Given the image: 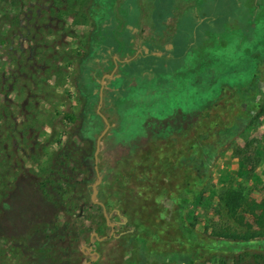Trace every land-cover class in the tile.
<instances>
[{
    "label": "rangeland",
    "instance_id": "374dc122",
    "mask_svg": "<svg viewBox=\"0 0 264 264\" xmlns=\"http://www.w3.org/2000/svg\"><path fill=\"white\" fill-rule=\"evenodd\" d=\"M120 1L121 7H128V15L124 16L118 8L112 13L125 18L127 25L136 22L144 31L154 23L161 26L167 22L169 34L173 32V46L169 47L172 53L129 57L127 68H115L122 77L104 78L101 102V76L91 82L85 75L98 51L113 48L112 36L117 28L112 15L111 21H106L109 26L101 49L92 44L81 18L67 17L60 36L50 34L48 38L54 42V50L49 49L48 56L56 55L54 64L61 69L57 72L53 67L50 76L44 69L45 59L40 60L41 51L37 53L38 42L21 28L6 32L3 29L5 35L0 33L4 38L0 43V74L9 77L0 90V103L4 99L10 101L18 127L32 123L33 118L30 144L17 146L28 169L27 176L42 175L52 167L56 178L60 168L67 169L61 155L72 151L74 157L75 148L88 144L69 176L70 183L76 178L92 185L96 171L91 156L105 126L97 113L100 105L99 112L109 126L97 152L101 177L97 185L102 183L106 192L113 190L117 170L134 152L174 145L183 149L177 152L179 159L174 166L194 172L193 192L181 202L178 191L165 194L160 190L156 198L163 210L164 225L157 230L158 238L151 236L153 241H137L124 233H116V238L110 239L111 230L100 234L92 223L99 214L87 199L68 213L62 204L46 200L33 178L30 177L31 182L19 181L20 193L9 197L8 212L5 207L0 211V264H20L19 255L6 250L9 245L5 238L12 241L26 233L32 222L47 220L59 224L64 219L71 230H81L80 237L87 235V241L80 239L77 246L83 255L81 261L77 262V255L69 254L68 264H129L134 256L135 264H264L253 257L264 251L261 239L236 245L225 242L232 240L220 235L241 233L248 226L258 228L255 215L264 210V101L261 109L249 110V116L243 113L253 98H264V0ZM1 9L2 6L0 16ZM206 17L211 19L202 22ZM134 33L138 40L144 34L138 29ZM136 45L140 46L139 41ZM133 74L139 76L135 78L136 86L130 85ZM153 74L163 75L160 86L151 84L145 88L146 78ZM34 75L42 82L36 84ZM89 89L96 92L93 99L86 95ZM224 99L229 106H224ZM29 104L34 107L28 109ZM205 113L211 117L217 114L214 121H222L221 124L202 132L200 123ZM69 114L73 117L68 118ZM19 137L18 134L13 138V146ZM189 139L196 142L187 153ZM91 140L94 149L88 151ZM165 154L156 155V165L167 159ZM171 165L168 160L166 166ZM144 175L145 171L136 182L142 183ZM47 187L55 192L51 184ZM228 189L240 192V205L232 211L223 200ZM23 194L26 196L21 198ZM145 217L142 215L143 220ZM38 237L41 235L31 233L30 243L40 242ZM50 255L40 254V263L49 264Z\"/></svg>",
    "mask_w": 264,
    "mask_h": 264
},
{
    "label": "trees",
    "instance_id": "16d2710c",
    "mask_svg": "<svg viewBox=\"0 0 264 264\" xmlns=\"http://www.w3.org/2000/svg\"><path fill=\"white\" fill-rule=\"evenodd\" d=\"M120 4V0H0V6H2L0 33L5 35L3 29H5L6 32L13 28H16V30H20L21 28L26 32L27 36L38 42L37 53H39L40 50V60L45 59L44 69L47 76H50L53 67L57 68V72L61 71V69L54 64L56 55L51 57L48 56L49 49H51L50 51L54 50V46H51V43L53 44L54 42L48 38L50 34H57L58 37L60 36L64 30V25L62 23H64L65 19L69 16H73L77 19L81 18L80 20H83L84 24L89 29L90 33L88 37L90 36V39L93 40L92 42L94 43L92 44L99 46L107 37L105 30L109 25L106 21H111L109 17L112 15V20L115 22L113 26L117 28V30L114 29V34L112 36L113 48H111L110 53L117 54L120 57L133 55L139 40V44H142L140 54L150 52L156 45V41H161L162 43L169 42V45L173 46V33H166L167 24L165 21L161 26L155 25L154 23L144 28V31H142L141 27H139L136 22L127 25L125 18L119 19L116 13H112L118 8L123 11L124 16L128 15V7H121ZM168 17H171V15ZM209 19L211 18L206 17L202 22ZM103 22L106 23L103 24ZM136 29L144 33L139 40L134 35ZM3 34H0V43L3 42L4 38L1 36ZM145 48L147 51H144ZM110 53L107 52L104 55L106 61L102 63L103 65L101 68H94L95 76L91 77V82H93L96 77L100 76L101 73L111 72L114 62ZM138 56L139 55L136 57ZM257 56L258 55H256V59L258 60ZM123 61L122 66L127 68L128 62L125 60ZM4 76L5 73L2 72L0 74V90L7 84L6 81L9 78ZM41 80L39 76L34 75L33 81H36V84L42 82ZM43 80H47V78ZM86 93L88 97L93 99L96 92L94 93L93 90L89 89ZM232 93L233 91L230 90L229 96H231ZM232 97L233 95L231 98ZM224 100V102H226L224 106H226V104L228 105V101H226V99ZM263 101L264 98L262 97H258V99L253 98L249 102L251 105L248 106L246 109L247 111L245 110L243 113L249 116V110L261 109V103ZM33 107L34 106L29 104L28 109ZM32 113L34 114V112ZM217 116V114L214 115L216 118ZM67 117L72 118L73 114H69ZM214 117H211L209 113L204 114V119L200 123L202 124L200 129L202 132L208 131V127L211 125L221 124L222 121H219L220 123L214 121ZM16 118L10 101L4 99L0 103V211L5 207L8 212V208L10 207L9 197L15 193H20L19 187L21 185L18 186L17 183L25 180L30 181L31 177L47 198L46 200L52 201L55 205L62 204L63 209L68 211V213L74 208L80 207L79 202L81 200L87 199L88 204L94 207V210L99 214L97 219H92V223L96 224L97 228L95 229L100 232V234L105 230L112 229L113 233L110 239L116 238V233H124V236L134 237L137 241H153L151 236L158 238L157 230L164 225L163 210L160 204L157 203L156 198L159 191L162 190L165 194H172L178 191L181 195V202L185 201L188 194L193 192L191 185L194 172L193 170L186 171L185 169H179L174 166L179 159L177 154L183 150L180 149L179 146L176 147L174 145H169V147L165 146L161 149L154 148L152 150L146 148L139 153L134 152L132 157L125 161V163L122 162L121 167L117 170L116 183L113 190H107L108 192H106V190L102 188V183L97 185L96 197L102 203L99 201L93 202L91 200L90 195L92 187L90 183L76 178H74V183H70L71 177L69 174L73 168L79 164V154L83 149H87L88 144L75 148L74 151L76 155L74 157L72 151L71 153L69 151L61 155L63 156L64 164H67V169H63V167L60 168V174L56 178H53L52 167H49L48 171L42 175L36 174L29 175L30 177H28V169L25 168L23 157L19 154L21 149L17 146L19 144H30L29 132L33 124V118L31 121L32 123L29 122L23 127H18L19 124ZM18 134L21 137L16 141L17 144L13 146V138ZM21 139L24 140L23 144L21 143ZM91 142L93 141L91 140ZM195 142V139L188 140V146L186 145L185 147L187 153L190 151L191 147L195 145ZM169 143L171 144V141H169ZM90 148L94 149V142L89 145L88 151ZM191 152H193V149ZM158 153H166L165 156L167 159L161 160L159 165H156V155ZM168 160L169 162L172 161V165L169 167L166 166ZM91 163L92 165L95 163L94 155L91 156ZM94 166L93 171H95ZM144 171L145 175L140 180L142 183L136 182L138 175L144 173ZM61 172L63 174H61ZM182 178L184 179L181 181ZM48 184L52 185V190H55V192L48 189ZM224 193L223 200L225 206L229 211L236 209L240 205V192L228 189ZM25 196L26 195L23 194L21 198ZM171 198L173 200L174 197ZM103 208L110 213L109 222L114 223L113 228L107 224L103 214ZM142 215L146 216L145 220H143ZM56 217L57 216H55V218ZM255 217L259 223L258 228L252 229L248 226L247 229L241 233L230 231V233L222 232L220 235L232 240L225 242L236 245L239 243L246 245L248 242H255L258 239L264 241V210L262 214L255 215ZM114 218L120 219L114 220ZM59 224L47 220L32 222L28 226L26 233L17 235V238H12V241H15L14 243L9 240V238H5L9 245L8 248L6 247V250H12L18 254L19 256L17 258L20 264H41L39 258L40 254L43 252L48 255L51 254L49 264H68L69 254L73 256L77 255V262H80L83 255L79 252L77 246L80 239L87 241V235L85 234L83 237H80L81 230H71L70 223L68 220L66 221V219ZM31 233L40 234L41 238H37L40 242L37 244L30 243L29 236ZM155 238L153 239L155 240ZM9 241L14 245H11ZM125 250L126 249H122L123 252H125ZM131 254H133V251ZM253 257L256 258V262L264 261V251L261 250L258 253H254ZM135 260L136 258L134 256L133 261H129V264H135Z\"/></svg>",
    "mask_w": 264,
    "mask_h": 264
},
{
    "label": "flooded vegetation",
    "instance_id": "af4514ba",
    "mask_svg": "<svg viewBox=\"0 0 264 264\" xmlns=\"http://www.w3.org/2000/svg\"><path fill=\"white\" fill-rule=\"evenodd\" d=\"M166 24H167V22H165ZM169 30H166V33H168L169 34V32H168ZM173 32H171L170 34H172ZM139 42H140V40H139ZM103 47V45L101 44V45H99V48L101 49ZM158 47H160V48H158ZM169 47H171V45H169V42H161V41H156V45L154 46V48L150 51V52H147V53H150V54H152V53H154V52H158V53H160L161 55H164V56H168V55H170L172 52L170 51V49H169ZM141 48H142V44H140V46L139 47H136L135 48V53L133 54V55H129L128 57H120V56H118L117 54H114V53H110V48H106L105 50H103L102 52H101V50L100 51H98V57H96V58H94L93 60H91L90 62H89V68H90V71H89V73L87 74V75H85V76H87V79L86 80H88V78L89 79H91V77H93V76H95V69L94 68H101V66L103 65L102 63L103 62H105L106 61V59L104 58V55L107 53V52H109L110 53V56L112 57V59H113V62H114V65H113V67H112V70H111V72H103V73H101L100 74V76H101V78L104 76V78L106 77V76H108L107 74L108 73H111V76H114V77H122L123 75L121 74V72L120 71H116L115 72V68L119 65V67L121 66V69H122V63L124 62L123 60H125L126 61V59H128L129 57H132L133 59L134 58H137L136 56L137 55H139V56H143V55H145V54H143V53H141L140 54V50H141ZM146 53V54H147ZM138 56V57H139ZM128 62V65H129V61H127ZM91 75V76H90ZM111 76H108V77H111ZM163 76V75H162ZM162 76H159V75H156V74H153V75H150V76H148L147 78H146V80H145V85H144V87L145 88H149V86H151V84H153V85H155V86H160V82H159V78L160 77H162ZM139 78V76L138 75H136V74H133L132 76H131V78H133V79H131L130 80V85L132 86H136V82H135V78ZM141 77V76H140ZM152 79V82H150L149 83V81ZM153 91H155V89H153ZM152 91V92H153Z\"/></svg>",
    "mask_w": 264,
    "mask_h": 264
},
{
    "label": "water",
    "instance_id": "95a60500",
    "mask_svg": "<svg viewBox=\"0 0 264 264\" xmlns=\"http://www.w3.org/2000/svg\"><path fill=\"white\" fill-rule=\"evenodd\" d=\"M144 51H147V49L145 48ZM127 60H128V59H126V61H127ZM107 75H108V76H111V73H108ZM103 81H104V76L100 79L99 102H101V94H102ZM99 107H100V105L97 106V113H99V115H101L103 121L105 122V126H104L102 132L100 133V135H99V136L97 137V139H96V147H95V151H94V161H95V166H94V168H95V171H96V180H95V181L92 183V185H91V187H92V192H91V195H90V198H91V200H92L93 202H96V199H95V198H96V194H97V184L99 183L100 178H101L100 175H99V173H98V169H97V165H96V161H97V152H98V149H99V143H100L101 136L103 135V133L106 131V129H107L108 126H109V123H108L107 118H106L103 114H101V113L99 112ZM103 214H104V217H105V220H106L107 224H108L111 228H113V224H114V223H113V222H109V216H110V213L107 212L105 208H103ZM111 231H112V229H111ZM93 235H95V233H93ZM104 237H106V236H103V237H101V238H104ZM101 238H98V239H101ZM87 249H90V247H87Z\"/></svg>",
    "mask_w": 264,
    "mask_h": 264
},
{
    "label": "crops",
    "instance_id": "0c3cea01",
    "mask_svg": "<svg viewBox=\"0 0 264 264\" xmlns=\"http://www.w3.org/2000/svg\"><path fill=\"white\" fill-rule=\"evenodd\" d=\"M233 161V160H232ZM222 167H224L223 165H222Z\"/></svg>",
    "mask_w": 264,
    "mask_h": 264
}]
</instances>
